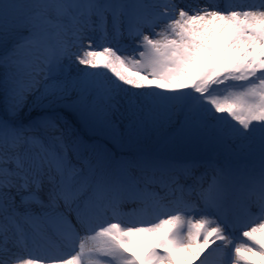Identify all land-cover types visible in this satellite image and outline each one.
Listing matches in <instances>:
<instances>
[{
	"label": "snow or ice",
	"instance_id": "snow-or-ice-1",
	"mask_svg": "<svg viewBox=\"0 0 264 264\" xmlns=\"http://www.w3.org/2000/svg\"><path fill=\"white\" fill-rule=\"evenodd\" d=\"M0 49L11 115L29 96L62 110L0 119V264H208L201 254L217 241L209 254L227 255L230 228L245 241L235 264H264V0H0ZM62 112L129 151L84 140ZM162 130L227 154L197 176V164L142 144ZM54 237L78 250L12 251Z\"/></svg>",
	"mask_w": 264,
	"mask_h": 264
},
{
	"label": "rangeland",
	"instance_id": "rangeland-1",
	"mask_svg": "<svg viewBox=\"0 0 264 264\" xmlns=\"http://www.w3.org/2000/svg\"><path fill=\"white\" fill-rule=\"evenodd\" d=\"M92 35H93L94 39H97L99 34L98 33H94ZM85 43H87V41H85ZM128 43L129 42L127 40L122 41V45H127ZM2 51H3V49H0V52H2ZM130 52H131V49L129 48L127 54H130ZM83 67L84 66H78L75 63H73L72 66H71V74L72 75L78 74L80 71L83 70ZM3 73H4V70H3L2 67H0V80L3 79ZM108 75L110 76V74H108ZM0 100H1V103L5 106L4 109L3 108L0 109V113L2 114V115L0 114V116L5 115V117L3 119H7V120H9L10 122H12V123H14L16 125L28 124L32 119H34V118H36V117H38L40 115H54L56 112H61L62 111L60 109H55V110H53V109H41V110H36V112L30 111L29 114H26L24 118L23 117L20 118L19 114L15 115V116H13L11 114H4V112L7 111L8 104H7L5 93H4L2 88H0ZM62 114L66 115L68 120L73 125L76 124V122L73 121L74 118H72V115L68 114L67 112H62ZM87 133L91 137H87L86 141L91 143L93 140L98 139V140H100V142L107 143V146H109V141L105 140L104 137L95 135V134H98V133H96V131H91L90 132L89 130H87ZM158 137L159 136H157V134L155 132L150 133L149 137L142 141V144L145 145L146 147H151L152 145H154V143H156V140L158 139ZM173 142H176V144H177L176 148H177V151H179V152L188 151V150L190 151V150H194V149H198V150H196V152L197 151L201 152L203 149H207L208 151L212 152V151H215L217 149H224L225 148L224 146L215 145V144H213L214 146H212L211 144H208V143H205V142H202V141H198V140L180 141V140H176V139H172L170 142H168L164 146H166V147H168L169 145L175 146V144H173ZM113 151L116 152L117 154H121V153H125L126 154L127 153L124 149L122 150L120 148L118 150L113 148ZM189 151L188 152H183V153L189 154V153H191V151L190 152ZM183 153H182V155H185ZM165 154H167V153H165Z\"/></svg>",
	"mask_w": 264,
	"mask_h": 264
},
{
	"label": "bare ground",
	"instance_id": "bare-ground-1",
	"mask_svg": "<svg viewBox=\"0 0 264 264\" xmlns=\"http://www.w3.org/2000/svg\"><path fill=\"white\" fill-rule=\"evenodd\" d=\"M205 3H206V1H205ZM183 5H185V3H183ZM33 99L34 98L32 96H29L25 108L21 112L18 113L19 116H20V118H22V117L24 118L25 115L30 112V110L33 111V112H36V110H41L42 109L40 107H35V108L32 107V105H33ZM114 220L115 219H113V221ZM229 238H230V236H229ZM230 240L232 241V245H230L225 250L226 252H232V246H234L236 244H239L238 242H236L232 238H230ZM61 242L62 241L59 238L54 237L50 242L43 244L42 247H40V249H37L32 244H28L27 246L20 245L19 246V250L17 252H14V253H15V255L20 256V257L25 258V259L30 258L29 253L33 254V256H53V255H60V256H62V257L65 258V256H64L65 253H62V252H66L68 249H70L73 246V244L72 245H67L66 244V246H62L61 245ZM216 243H220V242L217 241ZM211 246H212V248H211ZM211 246H210L209 249H206L205 252L201 254L200 259H204L205 257H207L208 264H226V262H227L226 259L229 260V258L227 256L225 257L223 263H220V261L218 259L212 257V254L211 255L209 254V253L212 252L213 249H215L218 246V244H213ZM49 247L54 248V253L53 254L50 253L47 250V249H50ZM45 264H47V262H45ZM194 264H199V260L196 261Z\"/></svg>",
	"mask_w": 264,
	"mask_h": 264
}]
</instances>
